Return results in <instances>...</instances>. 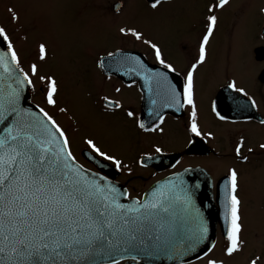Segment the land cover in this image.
Returning a JSON list of instances; mask_svg holds the SVG:
<instances>
[{
	"label": "snow or ice",
	"instance_id": "snow-or-ice-1",
	"mask_svg": "<svg viewBox=\"0 0 264 264\" xmlns=\"http://www.w3.org/2000/svg\"><path fill=\"white\" fill-rule=\"evenodd\" d=\"M168 2L149 0V6L155 11ZM229 3L213 0L206 6L197 54L184 71L166 59L161 45L147 38L144 31L120 26V37H131L146 45L158 67H150L141 56L123 47L98 56L95 67L107 81L116 75L143 81L147 121L126 108L119 97L102 95V111L106 115L123 112L142 133L163 136L165 110H187L186 130L190 136L211 137L213 133L203 132L200 126L196 74L208 60L210 41L219 24L217 11ZM124 6L123 0L114 5V15L119 16ZM8 11L13 21H19L13 8ZM48 54L47 44L39 43L37 61L46 62ZM38 62L26 68L9 31L0 25V264H155L161 260L173 264H225L224 259L215 256L217 243L209 241L208 222L196 203L200 184L190 185L185 180L192 169L174 172L163 184L158 182L150 194L133 197L108 175L85 168L74 155L67 132L48 110L59 105L60 82L54 74H41ZM225 86L235 94L232 101L236 110H258L255 96L237 79L228 80ZM26 91L39 93L47 107L30 102L25 106ZM114 91L120 94L122 88L114 87ZM58 111L66 114L69 109L61 106ZM211 112L218 120L226 121L216 101L211 102ZM259 124L264 125V119ZM83 142L88 158L98 169L114 166L116 172L133 174L130 165L104 150L95 138ZM244 147L245 139L240 137L235 156L247 163L249 155L242 152ZM259 148L264 150V143ZM154 152L162 155L164 149L157 145ZM247 152L253 154L255 149L248 147ZM151 159L152 155L145 153L136 163L147 168ZM178 164L179 160L172 167ZM239 188V172L230 167L222 200L223 255L227 258L245 248ZM125 200L129 202H122ZM248 264H264V253L254 254Z\"/></svg>",
	"mask_w": 264,
	"mask_h": 264
},
{
	"label": "flooded vegetation",
	"instance_id": "flooded-vegetation-1",
	"mask_svg": "<svg viewBox=\"0 0 264 264\" xmlns=\"http://www.w3.org/2000/svg\"><path fill=\"white\" fill-rule=\"evenodd\" d=\"M133 1L134 0H123L125 6L119 16L114 15L113 6L121 3V0H103L102 4L99 3L98 0L93 4H89L88 1L83 3L81 1L80 5L65 4V9L69 8L71 11H75L78 7L79 10L84 12V14L85 11L89 12L90 10H96L99 13V19L111 20L113 22L111 25H115L116 18L121 17L128 10L131 11V4ZM185 1L186 0H169L168 3H164L158 10L154 11L149 6V0H141L142 4H140V7L143 15L150 13L152 15L151 18L156 19V22L160 23L165 18H173L179 11L182 12L183 7L185 6L183 5ZM211 2H213V0H189V9L195 8L198 9L199 12L201 10L203 11L198 22L193 24L189 29L188 37L182 36L176 43H174L175 41L172 42L166 37H163L162 39H154L146 36L161 45L165 58L172 61L178 70H186L190 63L194 61V57L197 54L199 39L204 31L206 6ZM240 3H242L241 5L243 6L244 0H230L229 5L223 10L217 11L219 24L213 39L210 41L208 60L205 65L198 69L196 74V99L198 103L200 126L203 132H212L213 135L211 137L193 138L190 136L186 130L188 116L187 110L183 113H176L171 109L165 110L166 123L164 125L165 134L163 136L158 133H142L126 118L123 112H118L116 115H106L101 108L102 102L100 98L102 95L119 97L126 108L133 109L139 116L147 121V93L143 90V81L138 77L116 75L113 77L112 81H107L106 78L101 76L99 70L100 84L95 87L98 91V93L93 96L95 102L91 101L92 105L90 107L83 105L77 109V112L84 114L86 119L79 118L77 112L73 111L69 113L71 119L64 114L63 121L67 123V125L64 124L62 126L64 129H67V134H71L73 128L76 129L75 132H77V127L75 128L72 125L75 118L78 121L96 122V116L99 115L101 120L106 118L104 121L105 123L114 124L118 127H122L127 123L128 128H133L134 133L137 135L136 139L128 140H134V146H136L134 152H128V154H115L120 157L125 164H128L133 168V174L131 176H129L126 171L116 172L114 166L106 167L103 170L98 169L92 162L84 158H87L88 155L87 146L83 142L84 139L76 140L75 143H72L71 141L74 155H76L78 161L83 164L85 168H90L94 172L101 171L102 175H108L114 183H117L123 190L130 192L133 197H143L158 182L172 176L174 172H183L185 168L201 170V183L206 186V181L203 180L209 179L210 181L208 188H199L197 191L196 202H209L214 206L215 213H204V217L206 219L215 218L214 223L207 221L210 229L209 241H211V235L214 234L212 242L217 243L215 256L217 255V258L224 259L225 264L231 263H228L230 258L224 257L223 255V212L221 213L217 210L219 209V204H222L223 185L228 174V169L230 167H236L238 170L239 166L245 165L249 166V168L255 166L260 168L264 167V150L259 148V144L264 143V139L258 141V137V139L255 140L256 135L264 133V125L259 124V120L264 119V79H261V75L264 74V38H262L264 37V11L261 10L264 8L257 10L255 16L256 26L258 28L255 36L252 35L251 39H245L246 37L241 36L243 35L242 33L228 36V28H238V30H240L239 28L242 21L239 14H236V9ZM253 21L254 18L252 22ZM15 27L16 34L18 27L17 25ZM97 28L94 17V19L90 20V25H87L86 29H84L83 34L87 37L88 34H93L94 31H97ZM114 29L116 30L117 26H114ZM241 32H243V30H241ZM146 34L147 32L145 35ZM129 38L130 37L123 38L125 41H120L117 46L123 47L125 51L131 54L141 56L150 67H158L151 50L141 42L135 41L133 38L129 40ZM222 45H224L223 57L219 59L217 58V54H219L218 49H220ZM212 48H216L214 52H212ZM213 53L214 56H212ZM104 54L105 53H102L101 51L97 52L94 54V59L96 60L98 56ZM221 69H246L253 74L252 85L249 88L244 84H239L246 87L250 94L255 96L259 105L258 110H236L232 101V96L235 94L225 86L228 80L233 79V76L228 77ZM128 84H132L133 86L129 88L127 87ZM114 87H121L122 93H115ZM78 88L77 94L81 95L82 98L84 96L87 97L88 94L92 93L91 86H80ZM142 92L144 95L143 99L141 98ZM31 94L33 98L35 94ZM212 101L217 102L218 110L226 117V121L218 120L211 112ZM44 106L47 107L45 104ZM61 114L62 113L60 112L56 113L58 116ZM53 115L55 116V114ZM102 115L105 116V118ZM231 121H236V123H232ZM177 127H179L183 133V137H180L178 145L175 143L178 139L175 135V128ZM240 137H244L245 139V147L242 149V152L245 155H249V161L247 163H243L235 156L234 149ZM253 138L257 141L256 143L252 142ZM189 139H193L194 143L189 144ZM216 140L218 143L215 142ZM157 145L164 149L162 155L155 154L154 147ZM220 146H222V148ZM248 147L254 148L255 152L249 154L247 152ZM185 152L192 153L186 154ZM83 153H85V155H83ZM145 153L152 155L153 159L147 161V168H141L136 161ZM172 154H179L177 160L180 161V164L175 168H173L172 165L175 164L177 160L173 163L172 161H162L161 158H159ZM126 159H129V162H125ZM154 159H157L158 161ZM199 182L200 181L198 180V183ZM241 182V176L239 175L240 188L238 195L242 201L241 212L243 216V231L246 228H249L248 232L254 237V244L257 251L259 249V254H261L264 253L263 183H253L260 184L261 186L259 188L262 191L256 197H253L250 188L242 186ZM218 186H220V189H218ZM253 199H256L257 204H260V206L257 207V225L251 230L250 222H248L247 219H250L248 218V211L251 208L250 202L252 203ZM241 260L242 259H240V262L238 263L248 264L249 260ZM130 263L132 262H127V264ZM198 263L200 262H197V264Z\"/></svg>",
	"mask_w": 264,
	"mask_h": 264
},
{
	"label": "rangeland",
	"instance_id": "rangeland-1",
	"mask_svg": "<svg viewBox=\"0 0 264 264\" xmlns=\"http://www.w3.org/2000/svg\"><path fill=\"white\" fill-rule=\"evenodd\" d=\"M81 1L82 3L88 1L89 4L96 2V0H0V25L5 26L9 31L26 68L29 63L38 62L39 43L44 42L47 44L48 59L46 62H38L40 63L41 74H54L60 82L61 91L58 107H68L69 111L66 115L70 119V112H77V109L83 105L89 107L92 105L93 96L98 93L95 87L100 84L99 72L95 67L94 54L100 51L106 53L107 51L115 50L120 41H125L118 33L120 26H135L144 31V33L147 32V37L154 39L166 37L176 43L182 36L188 37L189 29L198 22L203 11L199 12L195 8L189 9V0H186L183 4L185 6L182 12L179 11L173 18H165L160 23H157L156 19L151 18L152 15L150 13L142 14L141 0H134L131 4V11L128 10L121 17L116 18L115 25H111L113 23L111 20L99 19V13L96 10L85 11L84 14L78 7L75 11H71L69 8L65 9V4L80 5ZM98 1L101 4L103 3V0ZM241 4L236 9V14H239L242 21L240 30L238 28H228V36L242 33L243 35L241 36L246 37L245 39H251L252 35L255 36L258 31L255 16L257 10L264 8V0H244V5L242 6ZM10 7L19 15V21L12 20V14L8 11ZM94 17L96 27H98L97 31L85 37V34H83L84 29H86L87 25H90V20L94 19ZM253 18L254 21L252 22ZM16 25L18 31L15 34L16 30L14 28H16ZM114 26H117L116 30ZM215 49L212 48V52ZM223 49L224 45L218 49L217 58L223 57ZM212 56H214V53ZM223 73L228 77L233 76V79H237L238 83L246 85L247 88L252 85L253 74L249 70L227 69L223 70ZM80 86H91L92 93L82 98L81 95L77 94V89ZM32 99L33 101L35 100L36 104L39 103L45 107L39 93H35ZM58 107L56 109L49 108L48 110L55 114V118L61 126L67 125L63 121L64 113L59 116L56 115L59 112ZM77 114L79 118L86 119L84 114L78 112ZM103 117L105 118V116ZM105 120L106 118L101 120L99 115L96 116V122L78 121L75 118L72 125L75 128L77 127V132L72 127V133L68 134L72 143L79 139L83 140L93 137L110 154L134 152L136 146H134L133 141L137 136L134 133V129L128 128L127 123L122 127H118L114 124L105 123ZM65 130L67 132V129ZM175 135L178 137L175 141L178 145L180 137H183L179 127L175 128ZM128 139L134 140L129 141ZM257 139L258 141L263 140L264 133L256 135L255 140ZM255 140L253 138L252 142L256 143L257 141ZM215 142L218 143L217 140ZM220 147L222 148V146ZM125 162H129V159H126ZM238 172L241 176L242 186L249 187L253 197L262 192L259 188L261 185L253 183H263L262 186L264 187V167L255 166L249 168L246 165L239 166ZM250 204L251 208L248 211V218L250 219H247V221L250 222V228L253 230L257 225V207L260 204H257L256 199H253ZM248 229L246 228L242 232V238L245 242L244 251L230 258L228 263L240 264L238 263L240 259H242L241 261H246L254 254H259V249L257 251L254 244V237L250 235ZM198 264H201V262Z\"/></svg>",
	"mask_w": 264,
	"mask_h": 264
},
{
	"label": "water",
	"instance_id": "water-1",
	"mask_svg": "<svg viewBox=\"0 0 264 264\" xmlns=\"http://www.w3.org/2000/svg\"><path fill=\"white\" fill-rule=\"evenodd\" d=\"M30 99H31V94H30L29 91H26L25 92V106H30V104L31 105H34L33 103L30 102ZM29 102H30V104H29ZM143 105H144V102H143ZM185 153L186 154H190L192 152H185ZM178 157H179V154H172V155L162 156V157H159V158H161L162 161H167V162L172 161L174 163V161H176L178 159ZM87 160H89L90 162H92L89 158H87ZM154 160L158 161L157 159H154ZM200 171L199 170H192L191 172H189V173L186 174L185 180L190 185L197 184L198 183V180H199L200 181L199 184H200V187L201 188H208L209 187V181L210 180L209 179L208 180H203V181H206V186H204L203 183H201V180H200V176H201L200 175L201 174ZM166 180H164L163 182H161V184H163L164 182H166ZM218 189H220V186H218ZM147 194H150V191ZM122 202L128 203L129 201H126L125 200V201H122ZM196 203H197V206L200 208V210L203 212V214L204 213L205 214H207V213H212V214L215 213L214 206L211 203H209V202H206V203H198V202H196ZM217 211H219L221 213L223 212L222 204H219V209ZM206 221H210V222L214 223L215 222V218L206 219ZM210 239H211V241H213L214 234L211 235ZM130 264H132V263H130ZM155 264H173V262L172 261H168V260H161V261H156Z\"/></svg>",
	"mask_w": 264,
	"mask_h": 264
}]
</instances>
